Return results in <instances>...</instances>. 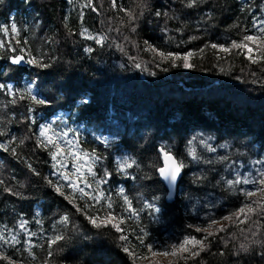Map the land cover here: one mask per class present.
Returning a JSON list of instances; mask_svg holds the SVG:
<instances>
[{"label":"trees","instance_id":"obj_1","mask_svg":"<svg viewBox=\"0 0 264 264\" xmlns=\"http://www.w3.org/2000/svg\"><path fill=\"white\" fill-rule=\"evenodd\" d=\"M87 2L0 0V28L15 23L20 30L15 38L0 32L5 44L0 48V84L19 93L30 87L46 101L37 105L17 96L12 104L13 95L0 90V143L15 149L0 148V232L20 241L7 246L8 254L19 261L28 257L27 232H34L32 251L43 259L47 237L62 232L67 238L53 246V264H132L122 250L129 245L119 239L121 233L94 228L45 179L60 183L49 150L37 146V129L56 118L65 121L92 157L94 177L106 181L101 186L114 213L129 216L118 195L121 188L137 209L160 198L155 201L159 213L145 209L138 220L128 219L122 226L135 249L140 228L147 232L146 244L158 249L187 235L203 239L215 234L204 241L207 249L199 256L136 264H264V216L254 215L245 223L234 217L212 232L194 228L234 213L245 201L241 184L229 190L221 180L237 176L235 164L264 162V59L255 45L250 47L256 63L247 59V50L241 54L211 47L227 46L255 31L264 17V0H198L192 8L187 0H116V8L112 0H92L96 11L85 7ZM121 7L134 9L136 19L130 21ZM87 35L106 39L98 45ZM21 47L50 67L12 64L8 57L24 54ZM158 52L180 57L191 52L192 67H184L183 59L165 60ZM201 141L216 151L209 152ZM162 145L186 164L170 202L152 167ZM189 148L199 161L188 155ZM126 156L136 161L127 175L118 167ZM220 156L229 159L218 162ZM197 176L205 179L197 181ZM64 215L70 224L57 223ZM21 220L28 222L26 231L19 228ZM221 227L224 232H218ZM242 243L248 245L247 252L240 251Z\"/></svg>","mask_w":264,"mask_h":264},{"label":"snow or ice","instance_id":"obj_2","mask_svg":"<svg viewBox=\"0 0 264 264\" xmlns=\"http://www.w3.org/2000/svg\"><path fill=\"white\" fill-rule=\"evenodd\" d=\"M71 2V0H69ZM198 3V0H187L186 6L189 8H192L196 6ZM85 7H92L93 11H96L95 7L92 6V0H88L87 4L84 5ZM139 7L143 8L145 5L141 4L138 5ZM112 7L116 8L117 3L116 0H112ZM119 11L124 12V14L129 18V20L136 19V16L134 15V9L131 8H123L121 7ZM143 12H141V15ZM157 16H160V12H156ZM166 15V14H165ZM83 14L81 13V17ZM254 27H256V24L254 22ZM0 32L5 33L6 35H10L12 38H15L19 36L20 30L18 29L17 25L15 23H12L10 26V29L8 27H2L0 28ZM87 33V29H85L81 35H85ZM87 39L95 40L96 44H102L103 41L106 39L105 36H92L87 35ZM195 39V37H193ZM26 44L27 41H24ZM147 43V42H145ZM19 44V42H18ZM250 45H255V51L260 53V58L264 59V19H262L259 22V26L256 27V34L255 35H249L245 34L242 35V37L239 40H233L231 44L225 46L223 44H212L211 47L213 49H219L223 52H230L232 49L240 50V53L243 54L244 50H247V59L251 61L252 63H256L257 60L253 57L252 52L253 48L250 47ZM5 44L0 41V48H4ZM149 48L151 51L156 52L157 49L152 48L149 45ZM11 51L15 53L17 51V48L13 47L11 48ZM19 51L21 55H12L8 57L12 64H21V63H27L29 65H34L39 68H48L50 67L49 64L42 62V59L39 56H34L31 54L30 49H24L19 48ZM86 51L91 52L92 49L88 48ZM203 51V49H201ZM158 55H160L163 59L168 60L171 59L173 61L177 59H183L184 60V67H192L190 63H188V58L192 56L191 52L186 53L183 57H180L178 55H175L171 52H158ZM27 57V59H26ZM175 66V65H174ZM136 67H140L139 64L136 65ZM0 90H6L7 93L13 95V99L10 101V103L15 104L16 99L15 97H19L20 99L29 98L34 104L42 105L45 104L46 101L44 99H39L37 96L32 94V89L29 87L25 90L23 93L15 92L12 87H7L5 89V85L0 84ZM29 111L31 112L32 109L29 108ZM51 126H41L39 136L37 137V146L42 147L46 150H49L50 155L54 161H57L59 163L58 157L63 155L65 153V149L61 146V144L53 138L54 135H49V132L51 131ZM4 135L2 131H0V136ZM64 136H67V133H63ZM23 143V141H20ZM71 144V141L68 142ZM191 144V141L189 142ZM202 144L207 148L209 152H215L216 148L212 147L211 145L207 144L205 141H201ZM51 145V149L48 148V146ZM0 148H3L5 151H12L15 152L14 148H9L8 145L0 143ZM54 149V151L52 150ZM159 156L157 161L152 165V167L155 169V171L159 174V176L166 181L170 186H174L177 179L180 177L182 170L186 167V164L182 160H178L171 152V150L167 146H161L158 149ZM188 155L192 157L193 160L199 161L201 157L196 153L195 149L189 148L188 149ZM83 156H88V153H84ZM83 156H77V159H83ZM94 156V154H93ZM90 159L92 157H89ZM96 159H99L96 157ZM229 158L227 156H220L217 157L218 162H224L227 161ZM206 163H214L213 160H207ZM256 163H264L262 161H257ZM133 165H136V161L134 159H131L129 157H124L121 161L118 162V167L122 172H126V169L132 168ZM55 167V165H54ZM83 165H78L75 169V172L70 174H65L63 172L60 173V177L64 180L68 181L67 184H61L59 181L54 182L51 179H47V182L49 186L53 187L54 190L64 197L65 200H68V202L76 209V212L85 215V218L88 220V222L94 227V228H106L111 227L113 228L117 233H121L119 239L124 242L125 244H128L129 246H124L122 250L132 259V264H136V261L141 258H145L143 253H138L135 250V246L130 245L129 243V237L128 235H124V228L123 225L126 224L128 219L136 218L138 220L140 211L143 210H150L151 213H159L161 211V208L157 206L155 201H158L159 197H153V202L145 201L143 204L142 209H137L133 207L132 200L124 193V189L121 188L118 195L123 198L124 202V211L129 213L128 217H122L117 215L112 211L113 204L111 201V197H105L104 194L100 191L99 185L105 183L106 181L103 179L96 180V188L97 191L95 195H93L90 192H86L84 188L78 187V184L70 179V176H75L77 181H85L86 177L84 175V172L82 171ZM29 168L31 169V165H29ZM87 172L88 174L95 176V173L92 172V166L89 164L87 166ZM38 174V173H37ZM105 175H108V173H105ZM201 179H205V177L197 176L196 180L199 181ZM221 180L225 183V186L227 189L231 190L234 189L236 185L240 184H251L253 185V190H241V194L245 197V201L242 203V205L236 209L234 213H231L229 216H225L223 219L225 220H231L232 217H235V220L237 223H245L249 220H251V217L254 215H262L264 216V196H261L259 199H254L251 201V203L248 202L249 197L256 196L257 193H264V169L258 171L255 178L250 177H244L240 174H238L234 179H228L224 181V178L222 177ZM3 181L0 180V185H3ZM219 183V182H218ZM88 187L91 185L88 184ZM70 189L69 192H65L64 189ZM5 191L11 192L10 188H5ZM80 193V199H83L84 197H87L89 200H93L95 204H101V201L106 199L108 202L106 205H103L102 210L104 211V216L101 218L99 215L93 214L94 212H99L101 209L95 208V204L89 205L87 203L83 204L82 206H77L75 203L76 200V193ZM259 210V211H258ZM243 217V219H241ZM70 217L68 215H64L60 218V220L57 222L62 225H68L70 224ZM28 222L26 220H21L19 223V228L21 230L26 231V224ZM39 223V221H37ZM217 221L215 219L211 220V224H215ZM255 223V221H254ZM211 224L209 227H211ZM235 226V225H233ZM73 230H75V226H73ZM196 231H201V228L197 227ZM225 229L223 227L218 229V232H224ZM244 229H241V232H243ZM140 235H137V240L139 241V247L141 248H147L148 252H151L154 256H175L183 259L182 256L183 253H188L192 255L193 257L199 256L202 251H205L207 249V246L204 244V241L208 240V236L215 235L214 233H208L203 239H197L195 236L187 235L185 236L181 241L178 243H173L169 246V248H165L163 251H154V246L152 244H146L145 239L147 237V232L140 228ZM36 234L34 232H27V236L29 239L25 242L28 246L24 248V251L28 253V257L30 258L28 261V264H53L52 257H53V251L52 248L54 245H59L61 241H64L67 237L62 232H56L54 235L47 237L46 244H47V255L43 258L38 260L37 255L32 251V248L34 245L31 243V237L35 236ZM253 236L256 235L255 232L252 233ZM257 241H253V243H256ZM20 241L17 239L16 235H12L10 238L6 237L2 232H0V261H3L4 264H21L19 260H16L13 258V256L8 255L5 253V247L6 246H15L19 244ZM189 245H191L193 248H198L196 251H190ZM240 251L247 252L248 251V245L247 244H241L240 245Z\"/></svg>","mask_w":264,"mask_h":264},{"label":"rangeland","instance_id":"obj_3","mask_svg":"<svg viewBox=\"0 0 264 264\" xmlns=\"http://www.w3.org/2000/svg\"><path fill=\"white\" fill-rule=\"evenodd\" d=\"M262 19H264V17ZM258 26H259V23H258ZM248 34L249 35H255L256 30L249 32ZM41 126H51L52 130L49 132V135H53L54 133L57 134V135H54L53 138L56 139L61 144V146L65 149V153L63 155H61L60 157H58L59 163L57 161H55L56 166H57V178L60 180V183L61 184H67L68 183V181H66L60 177L61 172L65 173V174H70V173L75 172V169L78 165H83L84 167H83L82 171L84 172L86 180L85 181H77L75 176H70V179L72 181L76 180L78 187L84 188L86 192H90L93 195H95V193L97 191L95 181L99 180V179L96 177H94V179H93V176L88 174L87 166L90 164L89 157L83 156V154L86 152L80 146L75 135L70 131V128L67 127L65 121H56V118H53V119H50L49 121H46L45 123H43L42 125H40L38 127V129H37V135L38 136H39ZM71 130H74L77 133V131L74 128ZM63 133H67V136H64ZM69 141H71V144L68 143ZM50 147H51V145H50ZM52 150L54 151V149H52ZM77 156H83V159H77L76 158ZM258 161H261V160L258 159ZM256 162L250 161L249 163H246V164L245 163L235 164V174L236 175L240 174L244 177L255 178L258 171L264 169V163H256ZM92 172H93V170H92ZM88 184H90L91 186L88 187L87 186ZM241 185H242V190H253V185H251V184H248V185L241 184ZM69 191H70V189L65 188L66 193ZM98 191L102 192L105 197H110V195L107 192H105V190L103 189L101 184L99 185ZM261 195H262V193H257L256 196L247 198L248 202L251 203L252 200H254L256 197H259ZM79 201L83 202L84 204L87 203L89 205L95 204V202L93 200H89L87 197L80 199V193L77 192L75 202L78 203ZM102 201H104L105 203L108 202L106 199H104ZM83 203H81V204L83 205ZM101 206H102V203L101 204H95V208L101 209V211L94 212L93 214L99 215L101 218H103L104 211L102 210ZM229 215H226V216H229ZM224 217L225 216H223L220 219H217L216 220L217 223H215V224H211V220H210V221L206 222L205 224L195 226L194 228L195 229L197 227L201 228V231H199V232H202V233L212 232V231L216 230L219 226L225 225L230 221V220L223 219ZM233 218H234V216L232 217V219ZM210 224H211V227H209ZM173 243H178V242H170V243L164 245L162 249H158V248L154 247V251H163L165 248H169V246ZM189 249H190V251H196L197 248H193L191 245H189ZM4 250H5V253L8 254L7 246L5 247ZM135 250L138 253L144 254L145 258H141V259L137 260L140 263L167 262V261H171V260L176 258L175 256H171V255H169V256H159V255L154 256L151 252H148L147 249H146V251L141 249V247H139V242L137 243ZM169 251H170V248H169ZM183 254L189 255L188 253H183ZM29 259H30L29 257H23L20 260V262H21V264H28Z\"/></svg>","mask_w":264,"mask_h":264},{"label":"water","instance_id":"obj_4","mask_svg":"<svg viewBox=\"0 0 264 264\" xmlns=\"http://www.w3.org/2000/svg\"><path fill=\"white\" fill-rule=\"evenodd\" d=\"M181 174H182V172H181ZM158 176H159V174H158ZM180 177H181V175H180ZM180 177L177 179V181H176V183H175L174 186H170L166 181H164V180L159 176V178H160L161 181L163 182V185H164V187H165V189H166V194H165V200H166V201L170 202V201H172V200L174 199L175 194H176V190H177L178 181H179Z\"/></svg>","mask_w":264,"mask_h":264}]
</instances>
